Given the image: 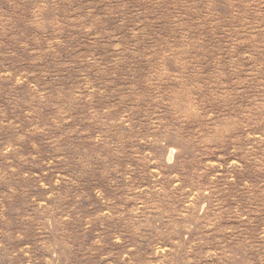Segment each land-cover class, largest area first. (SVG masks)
Listing matches in <instances>:
<instances>
[{
  "label": "rangeland",
  "instance_id": "1",
  "mask_svg": "<svg viewBox=\"0 0 264 264\" xmlns=\"http://www.w3.org/2000/svg\"><path fill=\"white\" fill-rule=\"evenodd\" d=\"M0 264H264V0H0Z\"/></svg>",
  "mask_w": 264,
  "mask_h": 264
}]
</instances>
